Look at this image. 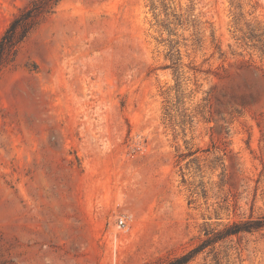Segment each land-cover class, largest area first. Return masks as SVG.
Returning <instances> with one entry per match:
<instances>
[{
	"label": "rangeland",
	"instance_id": "rangeland-1",
	"mask_svg": "<svg viewBox=\"0 0 264 264\" xmlns=\"http://www.w3.org/2000/svg\"><path fill=\"white\" fill-rule=\"evenodd\" d=\"M262 215L264 0H60L0 71V264H163ZM185 264H264V225Z\"/></svg>",
	"mask_w": 264,
	"mask_h": 264
},
{
	"label": "trees",
	"instance_id": "trees-1",
	"mask_svg": "<svg viewBox=\"0 0 264 264\" xmlns=\"http://www.w3.org/2000/svg\"><path fill=\"white\" fill-rule=\"evenodd\" d=\"M60 0H34L27 7L20 10L8 23L0 37V71L9 65L16 57L20 44L39 24L42 18L53 13ZM264 225V215L258 218L232 221L221 230L216 231L202 243L188 251L167 259L163 264H185L204 245L220 240L231 234L242 231H253ZM140 264H152L143 262Z\"/></svg>",
	"mask_w": 264,
	"mask_h": 264
},
{
	"label": "built area",
	"instance_id": "built-area-1",
	"mask_svg": "<svg viewBox=\"0 0 264 264\" xmlns=\"http://www.w3.org/2000/svg\"><path fill=\"white\" fill-rule=\"evenodd\" d=\"M119 226H125V221L123 219L119 220Z\"/></svg>",
	"mask_w": 264,
	"mask_h": 264
}]
</instances>
